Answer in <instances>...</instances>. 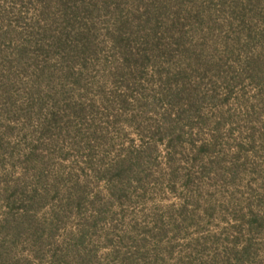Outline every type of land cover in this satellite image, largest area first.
Returning a JSON list of instances; mask_svg holds the SVG:
<instances>
[{"label":"rangeland","instance_id":"374dc122","mask_svg":"<svg viewBox=\"0 0 264 264\" xmlns=\"http://www.w3.org/2000/svg\"><path fill=\"white\" fill-rule=\"evenodd\" d=\"M0 264H264V0H0Z\"/></svg>","mask_w":264,"mask_h":264}]
</instances>
